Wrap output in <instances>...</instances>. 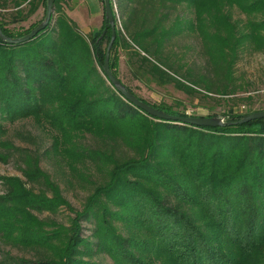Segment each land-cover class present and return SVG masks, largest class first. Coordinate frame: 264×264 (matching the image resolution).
<instances>
[{
	"label": "trees",
	"instance_id": "1",
	"mask_svg": "<svg viewBox=\"0 0 264 264\" xmlns=\"http://www.w3.org/2000/svg\"><path fill=\"white\" fill-rule=\"evenodd\" d=\"M111 1L110 68L127 88L164 112L197 116L140 96L117 71L119 50L136 79L224 104L206 116L228 123L160 119L134 105L103 69L112 36L104 4L102 26L85 34L65 0H55L50 24L34 38L0 37V160L16 158L26 178L0 175V264H264V117L240 121L264 104L255 106L253 83L235 69L243 52L264 53V0ZM40 7L37 22L19 27ZM46 7L0 0V26L21 37ZM185 31L199 40L200 70L178 67L167 50ZM238 105L246 110L235 112ZM19 119H32L49 146L3 138V122ZM44 157L56 174L42 167ZM62 182L87 191L80 210ZM63 207L74 213L66 222L52 216Z\"/></svg>",
	"mask_w": 264,
	"mask_h": 264
},
{
	"label": "rangeland",
	"instance_id": "2",
	"mask_svg": "<svg viewBox=\"0 0 264 264\" xmlns=\"http://www.w3.org/2000/svg\"><path fill=\"white\" fill-rule=\"evenodd\" d=\"M79 2L80 0H70L68 6H65L64 4L67 14L69 12L70 6H77ZM43 11V7H40L35 15H33L27 21L23 22L22 25L17 26L28 28L30 24H32L33 22H37L43 16ZM238 13L239 12L235 11L234 15L238 17ZM118 26H121L120 22ZM198 41L199 40L196 38L194 33L185 31L182 34L176 35L174 41L168 45L167 50L172 55L173 59H175L178 67L180 66L181 68H183L194 66V68H196L195 71L201 69L199 65H195L196 62H199L202 57ZM116 62L117 71L118 73H120L122 79L147 101H150L152 103L166 102L167 104L172 105L175 108L186 110L189 114H194L197 116H206L211 111H213L211 109H214L215 112H222L223 108L226 107L224 104L215 105L214 101L203 99L198 94H193L190 96L185 92L177 89L174 84L159 85L155 82L145 83L136 79L131 73L130 68L127 64V57L120 50L116 53ZM235 69L238 75L246 77L253 83V85H251L250 87V93L258 96L255 106H263L264 53L250 51L243 52L236 63ZM245 110L246 108L243 105H238L234 108L235 112H243ZM3 123L7 130L3 135V138L11 139L16 145L28 147L33 150H43L45 147L49 146L50 138L37 127L32 119H19L15 122L6 121ZM41 165L49 173H52L53 175L57 173V167L52 164L50 159L44 157L41 161ZM22 167L23 164L18 162L16 158H10L8 160L6 159L5 161L0 160V175L19 176L22 179L26 180L23 172L21 171ZM61 187L63 189L64 196H66V198L69 200L71 206L74 209L80 210L82 208L83 202L85 201L87 191L77 188L76 186L73 187L63 182L61 183ZM3 191L4 186L0 182V193H3ZM68 215L73 216L74 213L71 211V209L63 207L60 213L52 216L60 221L66 222L68 220ZM39 216L43 218L45 216H49V213L45 212L43 214H39ZM83 226V232L86 235L91 234L92 225L90 223H84ZM13 252L22 254V251L18 249H14Z\"/></svg>",
	"mask_w": 264,
	"mask_h": 264
},
{
	"label": "water",
	"instance_id": "3",
	"mask_svg": "<svg viewBox=\"0 0 264 264\" xmlns=\"http://www.w3.org/2000/svg\"><path fill=\"white\" fill-rule=\"evenodd\" d=\"M54 4L55 0H47V7H46V13L43 18V20L34 28L31 30V32L21 36V37H11L7 35L2 27L0 26V37L1 39L8 44H16V43H23L26 42L32 38H34L40 31L44 30L51 22L52 15L54 13ZM104 8H105V19L108 22V24L111 26L112 30V36L111 40L108 43L107 52H106V58L103 65L104 72L106 76L108 77L109 81L115 86V88L130 102H132L134 105L139 107L140 109L146 111L152 116L158 117L160 119H166V120H177L185 123H189L192 125H201V126H221L225 125L226 122L225 118L223 116L217 115V116H188V117H182L177 115H172L167 112H164L163 110H160L153 105L149 104L148 102L140 99L137 97L127 86L124 84V82L117 77L110 68V52L114 45V42L116 40L117 36V21L115 17L114 8L112 5L111 0H103ZM107 31V27L103 30L102 34L98 38V41L102 39ZM257 117H264V110L255 111L252 113H247L243 116V118L240 120L241 122L249 121L253 118Z\"/></svg>",
	"mask_w": 264,
	"mask_h": 264
},
{
	"label": "crops",
	"instance_id": "4",
	"mask_svg": "<svg viewBox=\"0 0 264 264\" xmlns=\"http://www.w3.org/2000/svg\"><path fill=\"white\" fill-rule=\"evenodd\" d=\"M69 2L65 0V6ZM68 14L87 34L103 24L104 11L100 0H80L77 6H70Z\"/></svg>",
	"mask_w": 264,
	"mask_h": 264
},
{
	"label": "built area",
	"instance_id": "5",
	"mask_svg": "<svg viewBox=\"0 0 264 264\" xmlns=\"http://www.w3.org/2000/svg\"><path fill=\"white\" fill-rule=\"evenodd\" d=\"M115 10L117 11V15H118V10H117L116 4H115ZM118 17H119V15H118ZM118 22H120V19L118 20Z\"/></svg>",
	"mask_w": 264,
	"mask_h": 264
}]
</instances>
